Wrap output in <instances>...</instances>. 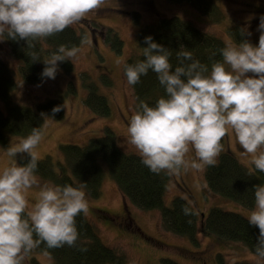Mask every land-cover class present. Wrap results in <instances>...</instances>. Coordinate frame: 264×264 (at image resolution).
<instances>
[{
  "label": "clouds",
  "instance_id": "clouds-1",
  "mask_svg": "<svg viewBox=\"0 0 264 264\" xmlns=\"http://www.w3.org/2000/svg\"><path fill=\"white\" fill-rule=\"evenodd\" d=\"M105 2L0 0V40H25L28 49H35L36 41L80 23ZM260 20L258 46L246 39L228 40L219 49L221 59L213 61L210 69L183 46L175 52L174 67L172 50L151 36L145 38L143 59L125 65L128 85H137L151 71L165 91L153 106L141 101L126 130L128 142L151 172L178 175L214 166L223 151L222 140L229 136L255 170L264 173V16ZM250 35L241 29V36ZM86 43L90 40L84 36L81 46ZM80 51L81 47L60 45L43 61L42 79L55 80L59 63L72 61ZM29 55L33 62L41 60L36 51ZM59 111V106L52 109L53 115ZM41 115L42 126L4 150L9 163L0 168V264H24L41 244L49 259V249L74 247L79 239L77 217L88 212L86 183H42L37 175L38 147L50 119ZM193 151L194 158L189 156ZM18 156H27V162L18 163ZM33 190L35 202L30 203ZM253 192L255 205L247 220L259 229L254 254L264 259V184L255 185Z\"/></svg>",
  "mask_w": 264,
  "mask_h": 264
},
{
  "label": "rangeland",
  "instance_id": "rangeland-1",
  "mask_svg": "<svg viewBox=\"0 0 264 264\" xmlns=\"http://www.w3.org/2000/svg\"><path fill=\"white\" fill-rule=\"evenodd\" d=\"M217 4L225 13L222 22L211 21L188 3L168 0H106L94 14L75 25L78 33L82 37L87 36L90 43L83 46L79 44L81 51L72 60L74 72L68 74L59 68L55 80L44 78L37 83H26L21 79L19 63L11 53L8 39L0 40V58L5 61L17 82L12 95L14 103L38 111L39 104L48 100L61 99L63 102V119L48 116L50 119L44 128V138L38 147L40 159L49 155L54 161H59L60 145L83 146L90 138L102 136L105 127L115 133L117 144L124 152L140 156L128 142L126 130L137 108L133 88L127 84L123 71L126 60L136 52L138 32L161 18L177 16L224 43L232 39L239 43L230 29L235 27L241 31L246 28L251 33L246 36V40L258 46L261 35L258 28L260 18L264 16V0H219ZM134 13H138V16ZM109 31L116 32L123 40L124 46L120 53L114 50L110 40L111 45L106 41ZM102 73H107L111 78L110 86L100 82ZM87 81L97 82L101 93L108 96L111 105L108 117L96 116L84 105ZM0 109L6 110L1 100ZM19 139L10 137L7 145L0 144V168L9 163L4 150L12 141L18 142ZM225 140L238 161L254 169L248 158L241 155L243 150L235 138L225 136ZM189 156L194 158V151ZM26 157L18 156L17 162L23 164ZM204 170L181 171L173 175L167 189L166 203L169 204L172 197L180 194L191 203L201 218L207 217L213 207L237 212L247 218L252 208H245L232 199L212 192L207 187ZM104 172L100 197L94 199L86 194L88 212L85 216L102 242L123 255L128 264H163V259H172L179 264H236L239 261L264 264V259L256 257L240 243L207 233L197 234L193 242L188 237L164 230L158 210H142L129 203L121 195L106 167ZM38 177L42 183L49 181ZM29 202H35V190L30 192ZM125 210L132 220L131 225L125 221L128 228L122 221ZM106 218L110 221L107 222ZM30 257L41 264L53 263L52 258L45 257L41 252H35Z\"/></svg>",
  "mask_w": 264,
  "mask_h": 264
},
{
  "label": "trees",
  "instance_id": "trees-1",
  "mask_svg": "<svg viewBox=\"0 0 264 264\" xmlns=\"http://www.w3.org/2000/svg\"><path fill=\"white\" fill-rule=\"evenodd\" d=\"M174 3H188L200 14L213 22H222L225 13L217 4L219 0H168ZM136 17L138 16V13ZM94 30V29H92ZM231 32L238 41L246 39L241 31L231 28ZM106 41L117 53L123 49V40L114 31H109ZM151 36L154 42L172 50L170 62L175 67L178 63L175 52L181 46L193 53L194 59L207 64L209 69L215 60H220L219 49L224 42L216 36L202 31L191 22L177 16L164 17L144 27L138 32L136 52L129 57L125 64H132L143 59L142 48L147 47L145 38ZM82 35L75 25L63 32L44 40L35 42V49H28L27 41L8 39L12 55L18 60L21 79L26 83L42 81L41 73L45 67L44 60L55 52L60 45L69 48L79 46ZM110 44V45H111ZM36 51L41 60L33 62L30 52ZM123 67V71H124ZM59 68L68 74L74 72L73 61L59 63ZM101 83L111 85V78L107 73L101 74ZM16 80L5 61L0 58V100L6 110L0 109V144L7 145L10 137H27L33 128L43 125L42 113L55 119L64 118V107L61 99H52L39 104L38 111L29 106L18 105L13 102V90ZM132 86V85H131ZM136 108L144 101L153 106L165 95L156 75L149 72L141 77L140 83L132 86ZM84 105L96 116L108 117L111 105L106 94L101 93L97 82L87 81ZM59 106L61 111L53 115L52 109ZM223 151L214 166H207L204 177L207 187L220 196L232 199L245 208H253L254 186L264 184V173L250 169L238 161L222 140ZM61 159L54 161L51 156L39 159L37 175L55 184H72L78 186L86 183V194L91 198H98L102 193L105 178V167L109 171L118 190L125 200L142 210H158L161 225L164 230L178 236L188 237L193 242L199 233L213 234L217 237L242 244L251 253H255V245L259 237V229L248 223L245 216L237 212L226 211L220 207L211 208L205 218L196 212L191 203L182 195L177 194L166 203L168 186L173 175L164 172L155 174L142 163L140 156L124 152L117 144L115 133L105 127L100 137L90 138L83 146L63 144L59 148ZM27 157L24 163L27 162ZM106 221H110L106 218ZM79 239L74 247L65 245L57 249H49L53 259L52 264H128L125 257L113 248L105 245L97 234L96 229L82 213L77 217ZM45 246L40 245L30 253L24 264H41L30 256L35 252L43 253ZM163 264H179L172 259H163ZM236 264H250L245 261Z\"/></svg>",
  "mask_w": 264,
  "mask_h": 264
},
{
  "label": "flooded vegetation",
  "instance_id": "flooded-vegetation-1",
  "mask_svg": "<svg viewBox=\"0 0 264 264\" xmlns=\"http://www.w3.org/2000/svg\"><path fill=\"white\" fill-rule=\"evenodd\" d=\"M124 214H125L124 217H122L123 225L128 228L127 224H125V221L128 222V225H131L132 220H131V217L128 215V212L126 210L124 211Z\"/></svg>",
  "mask_w": 264,
  "mask_h": 264
}]
</instances>
